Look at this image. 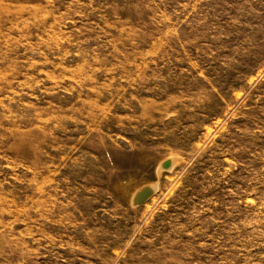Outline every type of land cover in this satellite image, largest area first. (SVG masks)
Here are the masks:
<instances>
[{"label": "rangeland", "instance_id": "obj_1", "mask_svg": "<svg viewBox=\"0 0 264 264\" xmlns=\"http://www.w3.org/2000/svg\"><path fill=\"white\" fill-rule=\"evenodd\" d=\"M0 264H264V0H0Z\"/></svg>", "mask_w": 264, "mask_h": 264}, {"label": "bare ground", "instance_id": "obj_2", "mask_svg": "<svg viewBox=\"0 0 264 264\" xmlns=\"http://www.w3.org/2000/svg\"><path fill=\"white\" fill-rule=\"evenodd\" d=\"M164 162V161H163ZM163 162L161 163V166H162V164H163ZM169 164H170V166H172L173 164H174V160L173 159H171V160H169ZM172 168V167H171ZM143 188H145V190L138 196V198H137V202L138 203H140V202H142L143 200H145L151 193H152V195H153V193H154V191H155V188H156V185L155 184H151V185H144V186H142L141 188H139L136 192H135V194L133 195V199H134V197H135V195L138 193V192H140ZM152 195L150 196V197H152ZM150 197L148 198V199H150ZM147 199V200H148ZM146 200V201H147ZM145 201V202H146Z\"/></svg>", "mask_w": 264, "mask_h": 264}, {"label": "water", "instance_id": "obj_3", "mask_svg": "<svg viewBox=\"0 0 264 264\" xmlns=\"http://www.w3.org/2000/svg\"><path fill=\"white\" fill-rule=\"evenodd\" d=\"M162 167H163V169H167V168H169L170 167V164H169V160H165L164 162H163V164H162ZM145 190V188H143L140 192H138L136 195H135V197H134V199H133V201H132V203H133V205H139V204H142V203H144L151 195H152V193L145 199V200H143L142 202H140V203H138L136 200H137V198H138V196L143 192Z\"/></svg>", "mask_w": 264, "mask_h": 264}]
</instances>
